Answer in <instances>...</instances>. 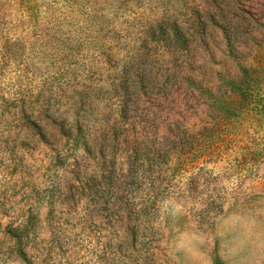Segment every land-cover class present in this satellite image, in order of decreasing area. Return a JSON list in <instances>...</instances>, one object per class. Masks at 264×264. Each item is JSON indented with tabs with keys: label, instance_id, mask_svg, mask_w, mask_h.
Listing matches in <instances>:
<instances>
[{
	"label": "rangeland",
	"instance_id": "obj_1",
	"mask_svg": "<svg viewBox=\"0 0 264 264\" xmlns=\"http://www.w3.org/2000/svg\"><path fill=\"white\" fill-rule=\"evenodd\" d=\"M263 64L264 0H0V264H264Z\"/></svg>",
	"mask_w": 264,
	"mask_h": 264
},
{
	"label": "trees",
	"instance_id": "obj_2",
	"mask_svg": "<svg viewBox=\"0 0 264 264\" xmlns=\"http://www.w3.org/2000/svg\"><path fill=\"white\" fill-rule=\"evenodd\" d=\"M264 65V64H263ZM251 70L244 69L242 72V76L237 77V81H233L230 83L233 93H237L238 95V109L234 110L233 113H229L232 116H238L242 113L254 112L259 117H264V104L261 102L257 95L254 93V86L257 85L258 77L252 75ZM260 72V71H259ZM262 73V81L264 82V67L261 70ZM219 211V207H212L207 203V207L202 213L199 214V223H203L208 218L215 216ZM28 220L20 221L17 225L13 226L6 235L15 239L16 241L21 242L22 232L24 233Z\"/></svg>",
	"mask_w": 264,
	"mask_h": 264
}]
</instances>
